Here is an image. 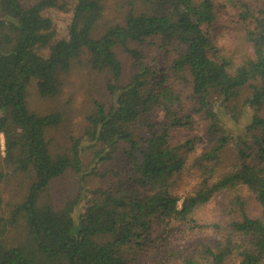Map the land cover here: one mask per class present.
I'll use <instances>...</instances> for the list:
<instances>
[{"label": "trees", "instance_id": "1", "mask_svg": "<svg viewBox=\"0 0 264 264\" xmlns=\"http://www.w3.org/2000/svg\"><path fill=\"white\" fill-rule=\"evenodd\" d=\"M65 1L23 6L20 0H0V181L6 175L32 178L20 203L7 204L0 195V264H130L129 254L141 246L154 220L179 223L190 231L206 229L197 223L198 212L217 194L239 189L254 197L261 217L247 216L235 197L241 221L231 228L241 241L227 237L202 252L210 264H226L235 256L237 264H264V3L258 10L239 3V19L250 25L244 44L251 53L239 51L237 61L222 55L209 38L217 17L215 0H140L146 9L139 14L138 0H125L124 24L105 25L97 37L106 0H74L67 36L58 39L53 21L43 13L68 11ZM152 39L175 50L169 71L190 82L196 112L214 141L194 159L199 182L182 201L173 188L188 164L181 151H192L194 143L172 146L170 133L190 126L191 117L177 116L172 107L179 99L165 86L166 76L141 63L140 52L129 47ZM116 47L131 56L135 73L128 86L111 88L109 106L95 103L82 138L100 146L94 163L111 160L125 144L126 179L86 198L80 175L79 192L57 206L49 188L80 165L81 139L71 137L66 151L52 152L47 133L62 125V114L30 112L27 88L36 80L42 98L59 95L72 64L81 58L91 71L106 72L117 82L122 66ZM150 80L154 84L149 88ZM158 107L168 122L155 133L147 120ZM138 125L149 132L148 139H139ZM230 145L236 163L218 173L220 155ZM185 263L201 264L194 259Z\"/></svg>", "mask_w": 264, "mask_h": 264}, {"label": "rangeland", "instance_id": "2", "mask_svg": "<svg viewBox=\"0 0 264 264\" xmlns=\"http://www.w3.org/2000/svg\"><path fill=\"white\" fill-rule=\"evenodd\" d=\"M39 0H20L23 6L32 5ZM68 11L50 9L43 13L49 17L55 26L58 39L67 36V28L72 19L74 0H66ZM248 2L254 10L262 7L264 0H233V4L227 0H215L217 17L209 29V38L215 48L227 58L238 61L237 53L241 50L251 49L244 44V35L247 27L239 19V3ZM125 0H106L104 12L94 36L102 34L105 25L124 24L127 12ZM146 7L138 0L135 6L136 14L144 12ZM243 42V45H242ZM129 47L141 54V63L150 67L159 75H165V86L177 95L178 103L173 105L172 110L177 116L185 119L191 117V125L177 128L170 133V144L179 146L185 141H193L192 151L182 150L181 153L187 159L186 170L176 178L174 191L183 199L184 193L191 190L199 182V172L192 163L202 152L209 150L213 140L206 134V123L196 111L198 106L192 92L190 82L173 77L170 68L176 58V52L171 47H165L158 39H152L140 45L130 43ZM114 54L122 66V77L113 82L106 72L91 71L85 58H81L72 64L70 73L64 78V84L60 88V94L52 98H42L38 93L36 80L31 81L27 88V109L40 116L60 112L63 117L62 125L47 133L52 152L66 151L70 147V138L81 139V163L75 169L68 170L61 178L54 181L49 188L48 196L52 203L57 206L76 196L80 189L79 178L83 175L84 195L91 198L90 193L96 190L107 191L114 189L118 180L126 179L124 165L125 144H120L111 160L103 162L95 161V154L100 146L88 142L84 137L88 123L86 116L95 111V103L109 106L111 103V88L123 89L128 86L135 73L134 61L121 47L114 49ZM160 77V76H159ZM148 81L150 84H154ZM241 105L239 104V108ZM264 112V106L263 110ZM247 115L248 112H247ZM153 131L158 133L168 122L162 108H155L148 116ZM135 132L139 139L146 140L150 137L149 132L142 125L137 126ZM3 150V148H1ZM236 163V153L230 145L220 155L218 173H224ZM122 174V177L118 176ZM32 178L24 176H4L0 181V195L7 204L20 203L23 201ZM2 192V193H1ZM239 197L243 202V211L251 218L261 217V211L254 197L246 190L239 189L237 192H222L197 214V223L207 226L206 229L190 231L185 225L174 222H159L154 220L150 226L147 237L135 252L129 254L130 264H186L185 259H194L201 264H210L203 255V249L213 247L217 243L224 242L227 237L233 241H241L235 236L231 228L232 223L241 221V208L234 205L233 200ZM179 202V205L181 204ZM82 205H85L83 202ZM81 210V209H79ZM79 212V211H78ZM76 213V216L78 214ZM239 259L235 256L226 264H237Z\"/></svg>", "mask_w": 264, "mask_h": 264}, {"label": "built area", "instance_id": "3", "mask_svg": "<svg viewBox=\"0 0 264 264\" xmlns=\"http://www.w3.org/2000/svg\"><path fill=\"white\" fill-rule=\"evenodd\" d=\"M3 148V147H2Z\"/></svg>", "mask_w": 264, "mask_h": 264}]
</instances>
